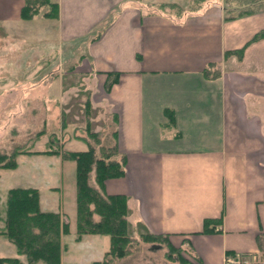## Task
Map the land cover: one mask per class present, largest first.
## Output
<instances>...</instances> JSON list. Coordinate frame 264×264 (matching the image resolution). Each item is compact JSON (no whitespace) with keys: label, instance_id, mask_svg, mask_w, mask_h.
<instances>
[{"label":"crops","instance_id":"obj_1","mask_svg":"<svg viewBox=\"0 0 264 264\" xmlns=\"http://www.w3.org/2000/svg\"><path fill=\"white\" fill-rule=\"evenodd\" d=\"M25 1L0 0L1 84L16 82L17 95L46 110L49 82L75 71L90 97L108 104L105 135L124 174L104 191L125 196L128 221L174 247L186 242L190 264H223L232 253L264 264V8L244 3L256 0H49L55 18L23 20ZM108 74L117 77L106 90ZM73 141L65 149H86ZM35 189L41 210L68 223L62 243L74 239L75 197ZM96 237L77 242H102Z\"/></svg>","mask_w":264,"mask_h":264},{"label":"rangeland","instance_id":"obj_2","mask_svg":"<svg viewBox=\"0 0 264 264\" xmlns=\"http://www.w3.org/2000/svg\"><path fill=\"white\" fill-rule=\"evenodd\" d=\"M0 40H2L1 35ZM20 59L23 60V58ZM5 67L13 70L11 65L8 66L7 60ZM74 74L75 71L66 74L61 82H49L47 85L50 87L48 93L53 101L49 105L47 103V111L44 110L42 104L40 105V102L36 104L27 102L31 96L17 95L16 93L20 91H16V82H6V85H2L0 82L1 153L11 155L18 149L23 152L44 151L47 134L40 137L36 135L41 130L47 131L46 133L55 132L60 142H63L69 134L74 140L71 145L75 149H82L85 147L83 139L77 135L85 134L86 137L88 136L86 132L84 133L86 125H88L90 132L98 135L99 149L107 150L110 148L108 145H103V143L108 142L109 138L105 133L109 132V121L112 120L108 104L102 101L103 97L97 92L96 96L90 97L87 82ZM12 83L15 84V87H11ZM88 84L91 86L90 83ZM40 89L41 87L38 90ZM51 98L47 97L45 100L51 101ZM18 101L20 102L17 103ZM87 101L91 107L90 111L85 108ZM34 109L37 112H33ZM43 122H46L47 125L42 126L41 123ZM63 123L66 124L65 129L62 126ZM74 137H78V139H74ZM91 141L94 142V138ZM65 148L66 143H63L58 149L63 151L66 150ZM24 154L22 157H15L16 168L0 169V218L4 215L6 195L10 188H38L42 197L48 194L51 199L74 202V169L72 164L65 163L60 167L63 161L61 162L57 158ZM51 184L56 185L59 189L54 192L46 191L45 188ZM129 224L132 237L126 247L127 254L123 258L114 259L110 264H185L179 262L178 256L186 260V264H190V260H194L186 242H182L180 246L174 248L168 247L166 242H146L142 238L145 230L139 224L135 225L131 222ZM1 226L2 222L0 221ZM101 240L102 242H93L94 246H88L82 244L81 241L76 242L73 237H64L60 264H91L95 261H101L102 256H104L103 251L107 249V243L109 246V239L106 236H101ZM91 247L96 252H92ZM261 248L263 250L257 255L259 257L264 256V241ZM14 255H18L15 247L7 239L0 236V258H11ZM227 255H224L223 264L226 263ZM22 260L26 264L25 259ZM253 261L255 260L253 259ZM242 263L252 264V261L245 257L242 258ZM36 264L43 263L38 262Z\"/></svg>","mask_w":264,"mask_h":264},{"label":"trees","instance_id":"obj_3","mask_svg":"<svg viewBox=\"0 0 264 264\" xmlns=\"http://www.w3.org/2000/svg\"><path fill=\"white\" fill-rule=\"evenodd\" d=\"M248 5L259 4L264 8V1H246ZM44 6L47 11H41ZM252 9L245 13L253 12ZM40 15L53 19L57 16V4L49 0H26L20 11L23 20H30ZM255 36L252 41L260 39ZM251 43V42H250ZM244 48L238 50L243 54ZM105 89H109L116 82V74H108ZM85 108L90 111L88 101ZM89 113V112H88ZM63 128L66 124L63 123ZM62 129V128H61ZM39 131L36 135H46L45 150L34 154L55 155L62 161L73 164L75 186V231L74 240L77 242L85 235L106 236L109 246L101 261L91 264H110L114 259L123 258L127 254L126 247L131 241V230L128 221L129 208L127 199L123 195H109L104 191V183L109 179L121 177L124 174V161L115 158L116 148L110 146L107 150L99 149L98 135L84 129L85 134L77 135L83 139L86 149L84 151H60L63 145L55 132ZM74 137V139H78ZM73 138V137H72ZM94 138V142L91 141ZM85 140V141H84ZM110 139H108L109 141ZM109 145L108 142L103 143ZM109 147V146H108ZM32 154V152L15 150L11 155L0 152V169H14L17 166L15 157ZM0 236L7 239L16 249L18 255L23 256L26 264H60L61 253L64 248L62 236L69 234L68 223L63 221L59 213L42 211L39 206V192L34 188H10L7 191L4 215L0 218ZM205 231L210 222H204ZM218 227V226H217ZM217 229V228H216ZM218 230V229H217ZM209 231V230H208ZM142 238L146 242H166L174 248L167 235L152 234L144 231ZM154 246V245H153ZM170 258H172L169 255ZM181 263L186 260L178 256ZM0 264H24L19 258H0ZM188 264V263H187Z\"/></svg>","mask_w":264,"mask_h":264},{"label":"built area","instance_id":"obj_4","mask_svg":"<svg viewBox=\"0 0 264 264\" xmlns=\"http://www.w3.org/2000/svg\"><path fill=\"white\" fill-rule=\"evenodd\" d=\"M225 264H242V261L238 257H229Z\"/></svg>","mask_w":264,"mask_h":264}]
</instances>
